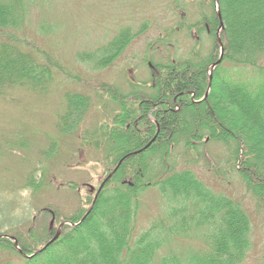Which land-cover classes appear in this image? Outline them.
<instances>
[{
    "label": "trees",
    "instance_id": "16d2710c",
    "mask_svg": "<svg viewBox=\"0 0 264 264\" xmlns=\"http://www.w3.org/2000/svg\"><path fill=\"white\" fill-rule=\"evenodd\" d=\"M188 1L170 0L180 20L148 45L158 54L162 49L169 51L150 61L149 80L132 85L126 94L103 88L116 110L96 129L90 143L101 157L100 175L114 174L93 205V193H87L71 217L58 212L50 216L46 211L49 225L34 230L31 221L24 234L4 232L16 238L23 254L41 251L26 258L11 240L2 238L0 251L20 258L5 264L244 262L251 247L248 214L238 202L207 187L191 170L178 171L175 152L181 150L186 165L199 160L206 144L227 147L246 192L264 212V0ZM27 5L25 0H0V95L20 90L47 94L56 74L63 71L48 52L17 35ZM189 5L198 11L195 22H184ZM215 5L223 24L219 36L224 52L204 98L210 67L219 58L216 32L220 22ZM146 29V24L136 34L122 29L107 45L79 60L94 71L105 69ZM183 32L196 38L184 56L177 52ZM204 41L209 49L202 53ZM73 79L83 82L81 77ZM91 105L86 93L65 92L55 115L57 131L75 135ZM44 184L43 173L38 177L31 173L23 189L32 197ZM147 189L158 191L164 210L146 231L133 237L140 197ZM63 221L71 225H64L60 237L49 243Z\"/></svg>",
    "mask_w": 264,
    "mask_h": 264
},
{
    "label": "rangeland",
    "instance_id": "374dc122",
    "mask_svg": "<svg viewBox=\"0 0 264 264\" xmlns=\"http://www.w3.org/2000/svg\"><path fill=\"white\" fill-rule=\"evenodd\" d=\"M25 1L28 10L17 35L31 46L48 52L63 71L56 74L47 94L20 90L0 95V233L8 231L11 235L26 233L31 221L34 230L49 225L51 218L46 211L71 217L80 208V198L87 195L86 184L93 188L98 185L101 157L90 142L96 129L116 110L103 88L109 86L126 94L132 90L130 83L148 81L149 62L156 60L158 53L148 45L179 20V13L175 15L171 11L170 0ZM181 2L189 3L188 0ZM185 14L184 22H195L198 11L194 5H189ZM145 23L148 27L143 34L105 69L94 71L91 65L80 62L79 57L107 45L122 29L136 34ZM194 39L183 32L177 45L178 54L189 53ZM205 43L202 53L209 49ZM168 53L164 49L160 55ZM254 73L256 75L257 71ZM74 77H81L83 82H77ZM69 91L86 93L92 105L78 132L65 136L57 132L55 115L61 108L63 94ZM52 144L56 152L51 150ZM199 154L201 157L195 164L188 161L185 166L181 150H176L177 170H192L211 190L241 205L251 225V247L242 264H261L264 212L256 208L246 192L227 147L209 143ZM31 173L37 177L43 173L45 184L38 194L29 197L23 188ZM68 185L77 189H70ZM140 201L133 237L146 231L164 210V202L155 189L146 190ZM19 261L15 253L0 251V264Z\"/></svg>",
    "mask_w": 264,
    "mask_h": 264
},
{
    "label": "water",
    "instance_id": "95a60500",
    "mask_svg": "<svg viewBox=\"0 0 264 264\" xmlns=\"http://www.w3.org/2000/svg\"><path fill=\"white\" fill-rule=\"evenodd\" d=\"M216 14H217V18H218V20H219V22H220V23H219V28H218V30H217V32H216V41H217V44H218V47H219V50H220V56H219L218 61H217L215 64L212 65L211 70H210V72H209V83H208V89H207V92H206V94H205V97L208 95V92H209V89H210V83H211V79H212V71H213V69H214V68H215V67L221 62V59H222V56H223V47H222V42H221V39H220V36H219L220 31L223 30V24H222V22H221V16H220V13H219V11H218V8H216ZM110 176H111V175H110ZM110 176H109V177H110ZM101 187H102V185H101ZM101 187H100V189H101ZM64 224H66V222H65V223H62V224L59 225V228H58V230H57V232H56V234H55V236H54V238H53L52 241L58 239V237L60 236L61 228L63 227ZM1 238L11 240V241L13 242V246H14V248L17 249V250H19L20 253H21L24 257H26V258H30V257L35 256V255H37L38 253H40V251H38V252L34 253V254L31 255V256H27V255L23 254L22 251L19 249V247H18V242H17L14 238H11V237H8V236H0V239H1Z\"/></svg>",
    "mask_w": 264,
    "mask_h": 264
}]
</instances>
